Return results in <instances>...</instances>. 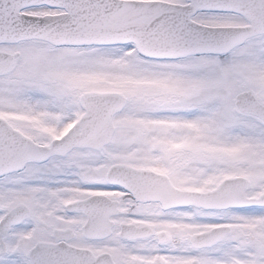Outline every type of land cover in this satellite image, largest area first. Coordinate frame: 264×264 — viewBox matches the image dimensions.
<instances>
[{
    "label": "snow or ice",
    "instance_id": "snow-or-ice-1",
    "mask_svg": "<svg viewBox=\"0 0 264 264\" xmlns=\"http://www.w3.org/2000/svg\"><path fill=\"white\" fill-rule=\"evenodd\" d=\"M0 264H264V0H0Z\"/></svg>",
    "mask_w": 264,
    "mask_h": 264
}]
</instances>
